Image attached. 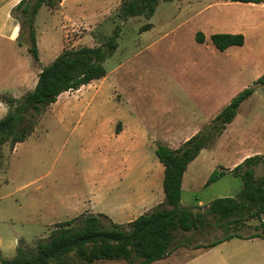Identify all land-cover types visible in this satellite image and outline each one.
I'll return each mask as SVG.
<instances>
[{
  "label": "rangeland",
  "instance_id": "rangeland-1",
  "mask_svg": "<svg viewBox=\"0 0 264 264\" xmlns=\"http://www.w3.org/2000/svg\"><path fill=\"white\" fill-rule=\"evenodd\" d=\"M112 2L94 0L84 6L86 12L79 15H94L89 26L64 23L63 27L61 15L43 6L35 23L38 64L29 52L26 34L21 37L24 51L0 41L1 74L16 51L41 70L64 49L100 46L117 27L121 30L118 49L105 62V78L62 94L38 118L26 141L14 151L9 145L0 149V263L15 257L12 246L20 236L26 240L19 239L18 246L31 252L50 235L49 227L60 222L102 214L127 226L163 204L164 166L156 155L158 145L179 149L188 134L208 130L248 88L254 93L214 146L203 149L188 165L180 206L203 212L215 199L236 198L243 188L240 177L227 174L210 185L207 182L215 170L231 167L264 142V86L256 84L264 75V30L248 31L246 45L225 51L211 40L214 34L232 32L229 26L239 17H255L256 9L246 4L227 7L228 2L220 0H169L161 2L151 18L123 19L121 2ZM147 24L151 28L143 31ZM199 32L205 35L204 43L197 41ZM256 177H264V164L256 168ZM109 219L104 220L109 223ZM249 223L238 232L255 234L258 221ZM229 229L209 216L203 230L177 231L175 244L206 246L237 232ZM172 259L168 263L179 262ZM110 263L122 264V260Z\"/></svg>",
  "mask_w": 264,
  "mask_h": 264
},
{
  "label": "trees",
  "instance_id": "trees-1",
  "mask_svg": "<svg viewBox=\"0 0 264 264\" xmlns=\"http://www.w3.org/2000/svg\"><path fill=\"white\" fill-rule=\"evenodd\" d=\"M63 0H21L12 10V16L20 24L19 44L21 37L27 35L29 52L36 64L39 63V50L35 29L36 17L43 6L53 11L61 8ZM169 0H121L120 17L154 16L161 2ZM226 2L260 4L264 0H222ZM147 24L142 30L150 29ZM120 28L102 45L77 49H64L63 52L47 67L41 69L35 89L16 99L9 93L0 95V100L9 110L0 120V149L9 145L14 151L19 143L26 141L38 123V118L58 98L71 91L80 90L83 86L101 80L107 75L105 62L118 49ZM213 44L220 51L232 46H243V34H214ZM197 41L204 43L205 35L197 34ZM256 84L264 86V75ZM254 89L248 88L239 93L232 102L213 120L208 130L199 132L185 142L179 149L159 144L156 155L164 166L163 188L165 201L152 211L139 216L127 226L105 222L107 216L99 214L81 215L75 219L57 224L46 239L37 242L35 251L28 252L19 246L16 256L2 259L0 264H94L105 260H124L127 264H152L167 258L176 246V232L203 230L208 225V217H213L220 226L234 228L235 233L209 243L205 248H212L234 237L243 238L238 231L247 227L251 220L260 221L254 235L247 238H264V177H256V168L264 164V155L245 159L233 170L221 168L215 170L207 185H210L227 174L240 177L243 188L236 198L224 197L213 200L207 210L197 211L180 206L182 200V183L188 165L200 152L212 148L217 138L227 125L237 116L241 104L246 101ZM203 208V207H200Z\"/></svg>",
  "mask_w": 264,
  "mask_h": 264
},
{
  "label": "crops",
  "instance_id": "crops-1",
  "mask_svg": "<svg viewBox=\"0 0 264 264\" xmlns=\"http://www.w3.org/2000/svg\"><path fill=\"white\" fill-rule=\"evenodd\" d=\"M20 1L21 0H0V41L8 42L11 45H18L21 48V50L24 51L26 49L23 40H22V45L19 44L20 24L12 16V10L16 5L19 4ZM91 1L92 3H94V0H63L61 4V8L59 10L57 11H53L51 9L50 10L56 14L61 15L62 17L61 21L63 27H64V23L72 24V25L81 23V24H87L89 26L90 22L93 21L94 19L93 18L94 15L89 18L79 14L86 12L84 6ZM120 2L121 0H113L112 4L119 5ZM233 4H244V3L228 2L227 7L233 6ZM246 5H251L250 8L256 9L258 14L255 17L251 15L239 17L235 22H232V26L231 25L229 26V29H231L232 27L231 30L232 32H227L228 34H243L245 36L244 45H246L248 41V37H249L248 31H250L251 33L253 30L256 29L264 30V2L260 4L250 3ZM74 13H76V16L71 17V15ZM255 37L258 38V36H254V38ZM22 51H16L15 57L10 63H8L4 73L0 74V95L4 93H9L14 98L21 99L25 94L35 89L38 83L39 74L41 70L35 69L33 67L32 62L28 59V57L27 58L25 57V53H23ZM262 74H264V70L262 71ZM8 110H9L8 106L0 100V120L7 115ZM120 126L121 123L118 124V127ZM126 127H132V125L127 124ZM197 131L198 130L195 129L191 134H188L189 137L187 138V141L190 140L192 137H194ZM123 133L125 135L126 133L125 130L122 133L118 132L119 137H121ZM178 136H179L178 134L174 135V137L177 138ZM169 139H167L166 141H168ZM261 145L262 146L260 148H257L254 152H247L242 157H240L235 162H233L231 167H225V169L233 170L237 165L241 164L245 159L249 157H253V155L255 156L264 155V150H262L264 149V142H262ZM199 205L202 207L203 203L200 202ZM144 209H146V207ZM109 220L112 221V219ZM132 221L134 220H131L130 222ZM262 221L264 222V216ZM248 224L250 223L247 222V225ZM259 225H260V221H258V226ZM49 228H50V233L55 229L51 227ZM247 237L248 236H244L243 238L234 237L212 248H205L203 246H197L196 248L185 247V246L179 247L176 250H173L172 254L169 255L167 258L162 259L160 261H156L152 264H161L163 263V261H166V263L164 264H171L168 263L169 262L168 260L172 261L173 257H176V261L177 259L179 260V262L178 263L176 262V264H264V238L262 237L247 238ZM21 238L23 237L20 236L18 239H16L14 246H12V248L16 249V252H17V248L19 247L18 241ZM181 256H183L185 259L184 258H183L184 260L179 259ZM109 261L111 262V261H119V260H105V261H99L94 264H114V263H110ZM122 264H124V260H122ZM125 264H127L126 261Z\"/></svg>",
  "mask_w": 264,
  "mask_h": 264
},
{
  "label": "water",
  "instance_id": "water-1",
  "mask_svg": "<svg viewBox=\"0 0 264 264\" xmlns=\"http://www.w3.org/2000/svg\"><path fill=\"white\" fill-rule=\"evenodd\" d=\"M209 208V206L205 207V210H207Z\"/></svg>",
  "mask_w": 264,
  "mask_h": 264
}]
</instances>
